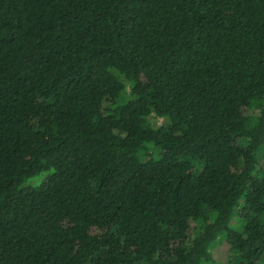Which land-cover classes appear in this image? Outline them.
I'll return each mask as SVG.
<instances>
[{"label": "trees", "instance_id": "trees-1", "mask_svg": "<svg viewBox=\"0 0 264 264\" xmlns=\"http://www.w3.org/2000/svg\"><path fill=\"white\" fill-rule=\"evenodd\" d=\"M261 157L264 0H0V264H264Z\"/></svg>", "mask_w": 264, "mask_h": 264}, {"label": "rangeland", "instance_id": "rangeland-1", "mask_svg": "<svg viewBox=\"0 0 264 264\" xmlns=\"http://www.w3.org/2000/svg\"><path fill=\"white\" fill-rule=\"evenodd\" d=\"M130 87H131V83H123L119 85V89L122 90V92H125L124 95L127 94V91L129 90ZM149 121L151 126H159L162 123L161 119H157V118H151ZM259 165L264 168V157L260 158ZM40 180H41V175L33 179H30L28 182L31 185H37L39 184ZM229 250H230L229 244L225 240H220L212 249V254L216 259L215 264H225L227 252ZM76 264H89V263H87L86 261H80V262L78 261Z\"/></svg>", "mask_w": 264, "mask_h": 264}]
</instances>
